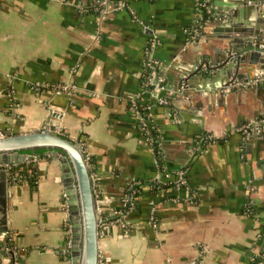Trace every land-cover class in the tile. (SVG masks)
Instances as JSON below:
<instances>
[{"label": "crops", "instance_id": "crops-1", "mask_svg": "<svg viewBox=\"0 0 264 264\" xmlns=\"http://www.w3.org/2000/svg\"><path fill=\"white\" fill-rule=\"evenodd\" d=\"M96 1L0 0V132L50 126L81 144L104 220L100 264H255L260 254L264 264V130H239L264 119V61L240 67L222 94L195 89L186 101L160 91L167 103L156 105L145 86L149 67L166 87L194 65L217 62L215 48L240 29L221 33L194 0H126L103 17L90 7ZM211 1L216 13L230 4ZM199 23L191 39L188 30ZM66 85L68 92H53ZM138 97L153 104L159 163L132 108ZM27 155L33 158L16 164L31 176L8 187L0 245L9 247L0 264H71L60 164L51 153ZM182 169L186 188L149 185L162 171ZM132 180L146 184L121 212Z\"/></svg>", "mask_w": 264, "mask_h": 264}, {"label": "water", "instance_id": "water-1", "mask_svg": "<svg viewBox=\"0 0 264 264\" xmlns=\"http://www.w3.org/2000/svg\"><path fill=\"white\" fill-rule=\"evenodd\" d=\"M216 13L208 17V22H217L221 31H236L240 34L235 38L224 41L223 45L215 48L217 62L194 65L186 69L182 74H177L172 82H168L161 93L174 98L190 101L195 97L196 90L213 88V93H224L234 85V78L240 67L247 69L257 61H264V0H230L227 8L217 9ZM244 23L246 26H243ZM252 28L253 31L251 30ZM226 35V34H225ZM263 55V56H262ZM177 63V60H176ZM185 73L190 75L185 76ZM227 76L224 84H217L219 76ZM197 79L203 80L197 84ZM157 80H154L156 84ZM177 83V84H175ZM174 85L177 86L176 90ZM203 93H199L201 96ZM197 97V96H196ZM53 127L46 126L43 130H36L21 134H0V233L7 232V196L9 171L6 165L20 163L32 159L25 151L43 149L51 153L61 168V177L64 185V194L69 210L71 223L70 263L71 264H100L98 240L100 236V224L104 220L96 210L91 180V169L87 164V156L79 142L57 134ZM5 235V234H4Z\"/></svg>", "mask_w": 264, "mask_h": 264}, {"label": "built area", "instance_id": "built-area-1", "mask_svg": "<svg viewBox=\"0 0 264 264\" xmlns=\"http://www.w3.org/2000/svg\"><path fill=\"white\" fill-rule=\"evenodd\" d=\"M195 2V7L198 10V12L200 13L201 17L207 16V20L209 19L208 17H210L213 14V5H212V1L211 0H194ZM91 9L95 10L98 12V14L103 17L105 15H107L109 12H113L119 9H123L127 7V2L126 0H97L96 2H94L93 4L90 5ZM201 20H203V18H201ZM201 23L194 25L192 28H190L188 30V34L190 35L191 39L198 35L199 29H200ZM150 46H154L155 45V40L154 39H150L149 43ZM150 71L149 73L146 75L145 77V86L148 87V85H152V90L149 91L148 93L150 94V96L152 98H155L156 100L158 99V93L161 90H164L166 87L164 85V78L163 75H158L157 76V71L155 66H151L149 67ZM262 79L264 78V74H261ZM157 80L156 84L154 83V80ZM68 88L69 86H60L58 88H53V92L55 94H59L62 92H68ZM167 103V99L165 98H159L157 100L156 105H161V104H166ZM153 107L152 103H149V105L147 104L146 100H142L141 98H137L133 101L132 103V108L133 111L135 113V115L137 117H140V112L145 111L146 114L145 116L142 118V116L140 117V128L142 129V131L145 133V138L147 143L149 144V146L152 148L154 156H155V160L157 161V157L155 154H159V149L155 150V146L156 145L158 148H161V142H158V140H156V144L154 143V139L152 136H150L149 134L151 133V129L153 128V124H152V120H151V109ZM239 130L241 132L246 133V135L248 134H259L260 132H262V130H264V119L254 123L253 125L250 124H242L239 127ZM1 135H3L0 132ZM157 136V135H156ZM155 138V137H154ZM156 139V138H155ZM159 139V138H158ZM205 139H211L210 136H206ZM160 141V140H159ZM202 142H204V138H202L198 144L201 146V144H203ZM158 162V161H157ZM12 166V165H10ZM8 165H6V169H8L9 171V167ZM161 175L163 176L162 178H160V180L156 181L159 184L162 185H168V184H173L175 186V188L178 190L180 187H184L186 188V181H185V169L180 170L175 176L167 174L166 172L161 173ZM22 175L21 176H12L9 175V181L10 184H16L18 182L21 181L22 179ZM135 181H129L127 183V187L131 188L133 187V185L135 184ZM134 193V190L132 191ZM131 197L127 198V200H124L122 203V206H125L127 204V201H130ZM66 206V204H65ZM121 212H123L122 210H120ZM151 223L152 225L154 224V218L151 215ZM70 246V245H69ZM261 258L262 255H258L257 257H254L255 260V264H261Z\"/></svg>", "mask_w": 264, "mask_h": 264}, {"label": "trees", "instance_id": "trees-1", "mask_svg": "<svg viewBox=\"0 0 264 264\" xmlns=\"http://www.w3.org/2000/svg\"><path fill=\"white\" fill-rule=\"evenodd\" d=\"M203 19H205V18H203ZM148 72L149 71H147L146 74H148ZM152 87L153 86L150 84V85H148L147 88H148V90H151ZM145 100H146L147 104L149 105L150 101L148 99H145ZM145 114H146L145 111L140 112V116H142V117H144ZM141 133L144 136V132L142 131ZM149 135L153 137V139L155 140L154 141L155 144L157 143L156 140H158V142H160L159 139H158V137L156 136L155 131L153 130V128L151 129V133ZM154 146H155V150H158L159 149V154H155L156 157H157V161L159 163V160H160L161 154H162V147L161 148H158L156 145H154ZM44 151L45 150H43V149H35V150L25 151V153L35 154V155H41V154L44 153ZM9 173L12 176L13 175L14 176H21L22 175L23 177H25V176H28L29 174H30L29 176H31V171L28 172V171L24 170V168L21 167V164H16V165L10 166L9 167ZM30 182H31V179H30ZM145 184H146V182H144V181H136V183L133 185V187H131V188H128L127 187L126 188V192H125L126 196L128 198L131 197V199H134L140 193L141 186H143ZM149 185L152 187V190H154V191H158V190L165 191L168 188H175V186L173 184L162 185V184L157 183L156 181L151 182V184H149ZM183 188L184 187H180L179 189H183ZM133 190H134V193L132 192ZM131 199H130V201H131ZM130 201H127V204L125 206H122L120 208V210H122L123 212H125L126 210H128V208L131 205V202ZM7 245H8L7 242L1 243V245H0V253L3 252V250H4L5 247H9Z\"/></svg>", "mask_w": 264, "mask_h": 264}]
</instances>
